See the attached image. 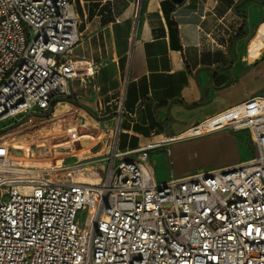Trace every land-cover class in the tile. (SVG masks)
Returning a JSON list of instances; mask_svg holds the SVG:
<instances>
[{
    "label": "built area",
    "instance_id": "obj_1",
    "mask_svg": "<svg viewBox=\"0 0 264 264\" xmlns=\"http://www.w3.org/2000/svg\"><path fill=\"white\" fill-rule=\"evenodd\" d=\"M74 2L0 0V264H264V96L178 137L248 130L254 154L233 167L159 182L149 152L163 143L150 142L136 158L116 149L94 181L85 172L23 192L7 177L13 159L2 137L24 126L38 133L72 96L71 82L95 74L73 56L81 40ZM255 39L264 50V21ZM121 118L105 126L112 140Z\"/></svg>",
    "mask_w": 264,
    "mask_h": 264
},
{
    "label": "crops",
    "instance_id": "obj_2",
    "mask_svg": "<svg viewBox=\"0 0 264 264\" xmlns=\"http://www.w3.org/2000/svg\"><path fill=\"white\" fill-rule=\"evenodd\" d=\"M74 7L81 40L73 56L91 62L96 71L71 82L72 114L91 126L90 114L108 123L122 116L117 149L126 158L165 140L149 152L159 182L194 174L182 162L197 142L228 140L235 151L238 160L213 170L246 161L237 154L245 129L178 137L249 98L264 96V50L248 51L264 21V0H75ZM64 103L53 114L63 113L58 105ZM60 136L71 137L67 129L52 134ZM96 139L93 145L101 142ZM28 140L23 142L28 145ZM102 152H84V159Z\"/></svg>",
    "mask_w": 264,
    "mask_h": 264
},
{
    "label": "rangeland",
    "instance_id": "obj_3",
    "mask_svg": "<svg viewBox=\"0 0 264 264\" xmlns=\"http://www.w3.org/2000/svg\"><path fill=\"white\" fill-rule=\"evenodd\" d=\"M69 100H63L67 103L58 105V108H63V113H54L51 119L42 121L44 129L38 133L24 126L10 132L8 136L2 137L10 145L15 164L18 163L16 159L38 161L29 166H23L24 169L31 172H25L26 176L22 177V180L33 183L42 179L56 181L77 179L82 178L85 172H90V175L93 174L95 180H98L105 172L106 164L110 162L113 153L118 148V140H112V135L105 132V126L111 124L114 130L116 124L115 122H104L103 118H97L92 114L89 115V118L95 123V126L86 124L85 118L78 114H72L75 109L68 104ZM96 121L99 123L97 124ZM63 129H67L71 137H52L54 132ZM82 131H88L90 134H80ZM242 135L244 138L237 140L239 144L237 154L240 159L248 160L254 154L251 134L245 130ZM97 136L101 142L93 145L92 140H97ZM25 139H29L28 145L23 142ZM161 149L163 150V148H158L156 151ZM99 151H103L101 156L84 159V152L95 154ZM190 151L192 152L188 154L193 155L187 156L182 164L187 165L186 167H189L191 173L210 171L222 164L238 160L228 140L197 142L191 146ZM175 156L176 153L171 157L173 161L175 158L177 159ZM128 158H136V156H128ZM171 166L173 173L178 175L176 163L172 162Z\"/></svg>",
    "mask_w": 264,
    "mask_h": 264
},
{
    "label": "bare ground",
    "instance_id": "obj_4",
    "mask_svg": "<svg viewBox=\"0 0 264 264\" xmlns=\"http://www.w3.org/2000/svg\"><path fill=\"white\" fill-rule=\"evenodd\" d=\"M256 40L257 39H255L253 41L252 47H251V50H252L253 54H256L258 52V41H256ZM237 111H238L237 108H231L230 110H228L225 113H223L221 116L203 123L202 125H200L199 129L202 130V129L205 128V126L212 127L213 125L218 124L220 122H225L229 118H231ZM192 132H194V130H191L189 133H187L185 135L183 134L180 137L183 138V137L189 136V135L192 134ZM162 141H165V140H157L155 142H162ZM16 160L18 161V163L15 164L14 161H13V165H12L11 169L9 170L10 174L7 175V177L10 178L11 182H16V183L20 184L19 188H20L21 191L27 192V191L30 190L32 185L34 183H36V182L30 183V182H28V181H26L24 179L23 180L21 179L22 177L26 176L25 172H31L28 169H24L23 166H29L30 164H34V163H36L38 161L34 162V161H31V160L30 161L29 160L22 161V160H18V159H16ZM37 182H39V181H37Z\"/></svg>",
    "mask_w": 264,
    "mask_h": 264
},
{
    "label": "water",
    "instance_id": "obj_5",
    "mask_svg": "<svg viewBox=\"0 0 264 264\" xmlns=\"http://www.w3.org/2000/svg\"><path fill=\"white\" fill-rule=\"evenodd\" d=\"M177 2H181L182 0H176Z\"/></svg>",
    "mask_w": 264,
    "mask_h": 264
}]
</instances>
